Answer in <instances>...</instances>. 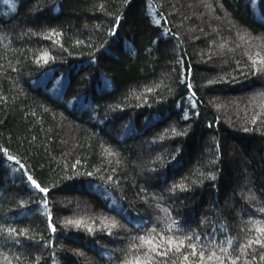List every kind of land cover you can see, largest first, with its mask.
I'll use <instances>...</instances> for the list:
<instances>
[{
	"label": "trees",
	"instance_id": "16d2710c",
	"mask_svg": "<svg viewBox=\"0 0 264 264\" xmlns=\"http://www.w3.org/2000/svg\"><path fill=\"white\" fill-rule=\"evenodd\" d=\"M0 264H264V0H0Z\"/></svg>",
	"mask_w": 264,
	"mask_h": 264
},
{
	"label": "rangeland",
	"instance_id": "374dc122",
	"mask_svg": "<svg viewBox=\"0 0 264 264\" xmlns=\"http://www.w3.org/2000/svg\"><path fill=\"white\" fill-rule=\"evenodd\" d=\"M50 77H51V79H50ZM52 78H53V77H52L51 75H48V76L46 77V81L51 80V83H52V84H51V89L55 90L53 80H54V79H55V80H58V77L55 76L53 80H52ZM49 83H50V81H49Z\"/></svg>",
	"mask_w": 264,
	"mask_h": 264
}]
</instances>
